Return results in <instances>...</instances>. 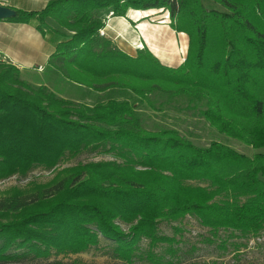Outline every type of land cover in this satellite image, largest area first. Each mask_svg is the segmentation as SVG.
Segmentation results:
<instances>
[{"label":"trees","instance_id":"16d2710c","mask_svg":"<svg viewBox=\"0 0 264 264\" xmlns=\"http://www.w3.org/2000/svg\"><path fill=\"white\" fill-rule=\"evenodd\" d=\"M213 1L225 10L201 0H46L38 10L13 9L7 21L34 22L53 43L49 66L66 80L134 98L88 107L32 87L0 61L1 179L32 166L50 169L81 149L120 160L78 163L38 190L1 197L0 213L10 219L0 222V263L76 254L101 238L131 264L141 238L149 246L174 242L156 235L158 222L186 215L211 234L264 230V0ZM155 9L166 10L169 27L187 37L177 66L161 64L145 46L134 55L110 46L97 34L102 20L92 19L101 10L115 17L127 10L139 21ZM154 92L183 96L214 130L262 150L248 156L214 140L196 145L173 128H142L134 106L152 105ZM146 258L171 264L151 251Z\"/></svg>","mask_w":264,"mask_h":264},{"label":"rangeland","instance_id":"374dc122","mask_svg":"<svg viewBox=\"0 0 264 264\" xmlns=\"http://www.w3.org/2000/svg\"><path fill=\"white\" fill-rule=\"evenodd\" d=\"M2 0H0L1 3ZM206 8L216 10H225L223 6L213 0H201ZM103 10V9H102ZM98 11L93 13L92 19L102 20V14L108 11ZM137 13L134 10H128ZM128 16V12H126ZM139 14H134L138 16ZM113 30L108 28L102 41H106L110 46H115L120 50L134 55L136 49L145 46L158 61L167 66H177L186 51L187 37L184 33L172 32L169 27V17L166 10L155 9L148 12L139 24L129 21L124 22L119 18L109 16ZM108 17V18H109ZM135 20L136 17H130ZM121 21V25H119ZM137 21V20H135ZM49 24L54 22L48 21ZM110 25V26H111ZM123 27V28H122ZM70 35L69 31L60 28ZM107 29V28H106ZM106 32V31H105ZM49 34V33H48ZM168 34L175 36L176 45ZM163 39V47H156L150 44L146 37ZM100 37V36H99ZM105 38V39H104ZM165 53L168 56H160ZM51 66L48 72L42 75L49 81L46 87L47 91L52 90L55 96L65 100L81 103L91 107L99 100L114 98L117 100L127 99L131 101L134 96L132 93L117 87H111L103 91H95L82 85L70 82L63 76V72ZM53 68V70H52ZM33 87V86H32ZM151 104L148 102L136 103L134 111L139 118L142 128L148 130H157L161 127H169L177 130V132L189 139L192 143L205 146L211 140L225 144L237 152L251 156L253 153L262 149H255L242 142L230 138L225 134L219 133L210 127L202 118L196 114V110L187 104V100L183 96L168 97L164 93L154 92L150 96ZM191 105V104H190ZM96 161H120L111 153L98 152L97 150L81 149L80 151L70 154L65 153L55 166L50 169L41 166H32L24 174H13L9 177L0 178V198L10 196L14 191L21 193H29L42 188L69 167L78 163ZM8 217L0 213V222L7 221ZM121 230L126 231L127 226L116 222ZM174 228H179L175 231ZM156 235L173 237L172 244L155 242L149 246L147 238H141L138 244L136 254L132 256L131 264H150L146 258V253L151 251L156 256H162V261H169L171 264H264V230L259 235H240L237 232H229L227 230H219L216 234H211L208 229L201 227L195 218L184 216L178 221H160L156 226ZM112 245L109 241L99 239L94 247L87 250L67 255H50L46 258L30 256V259H24L17 262H2L0 264H125L120 259L111 254ZM171 248L174 252L168 253L167 249Z\"/></svg>","mask_w":264,"mask_h":264},{"label":"crops","instance_id":"0c3cea01","mask_svg":"<svg viewBox=\"0 0 264 264\" xmlns=\"http://www.w3.org/2000/svg\"><path fill=\"white\" fill-rule=\"evenodd\" d=\"M45 3L46 0H2L1 1V5L7 6L10 9H21V10H38L42 8L45 5ZM126 12L124 13L123 16H119V17L112 16V18H119L124 22L128 23V25H129V21L127 20L139 24V21L143 18L142 17L139 21H135L132 18L128 17L126 15ZM102 15L103 18L106 14L104 13ZM108 19H110V17ZM122 24L121 21H119V25L122 26ZM46 25L49 28H52L57 31H61L59 27L49 24L48 21H46ZM107 25L108 27H106L107 29H105L106 33H108L109 31L108 28L110 29L113 28L111 25V21L109 22V20L107 22ZM171 31L173 32L174 30L171 29ZM112 32L116 33L115 29ZM167 37L168 39H171L172 42L176 45L175 36L173 35L171 36V34H168ZM146 38L147 40L150 41L151 45L156 46L158 48L163 47L162 42L165 41L164 38L161 40L159 38H156L155 35L153 37L150 38L146 37ZM52 52H53V43L50 41L47 35H42L36 29L34 22L15 23L7 20H0V61H5L15 66L18 69L20 78L29 85L31 86L42 85L46 87L49 85V81H47L45 79V76L42 74L43 72L49 71L48 69L50 67L49 58ZM160 56L167 57L168 55L165 53H161ZM181 61L182 60H180L178 63H180ZM38 66L42 68L41 71H37Z\"/></svg>","mask_w":264,"mask_h":264},{"label":"built area","instance_id":"2783aa9c","mask_svg":"<svg viewBox=\"0 0 264 264\" xmlns=\"http://www.w3.org/2000/svg\"><path fill=\"white\" fill-rule=\"evenodd\" d=\"M1 5V3H0ZM111 15V11H108V13L103 17L102 20V26L97 30V34L100 37H103L106 35L105 29L108 27L107 22H108V17ZM42 68L40 66L37 67V71H41Z\"/></svg>","mask_w":264,"mask_h":264},{"label":"water","instance_id":"95a60500","mask_svg":"<svg viewBox=\"0 0 264 264\" xmlns=\"http://www.w3.org/2000/svg\"><path fill=\"white\" fill-rule=\"evenodd\" d=\"M15 15V10L10 9L7 6L0 5V20H7Z\"/></svg>","mask_w":264,"mask_h":264}]
</instances>
